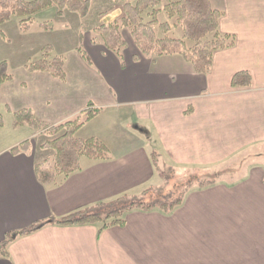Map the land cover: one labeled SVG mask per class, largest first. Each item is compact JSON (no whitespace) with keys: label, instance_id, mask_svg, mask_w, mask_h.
<instances>
[{"label":"crops","instance_id":"1","mask_svg":"<svg viewBox=\"0 0 264 264\" xmlns=\"http://www.w3.org/2000/svg\"><path fill=\"white\" fill-rule=\"evenodd\" d=\"M210 1L224 12L220 31L236 37V46L215 53L207 75L177 54L145 57L126 40L118 56L90 39L72 75L65 63V81L30 72L28 82L0 87L12 122L14 112L29 108L57 126L91 107L98 114L78 137L99 138L113 157L83 158L79 172L46 187L35 166L52 153L31 128L13 131L0 146V242L10 232L154 187L157 162L214 169L250 153L257 158L248 175L191 190L169 215L133 211L124 226L102 233L98 225H47L16 239L0 264H264V0ZM119 15L116 8L105 24ZM242 72L252 86L233 88ZM17 90L25 104L13 108L7 99ZM125 120L142 130L128 126L120 139L113 125ZM25 141L30 151L10 152Z\"/></svg>","mask_w":264,"mask_h":264},{"label":"trees","instance_id":"2","mask_svg":"<svg viewBox=\"0 0 264 264\" xmlns=\"http://www.w3.org/2000/svg\"><path fill=\"white\" fill-rule=\"evenodd\" d=\"M122 2V14L113 22L95 29L93 43L102 45L107 51L120 56L127 46L123 31L130 32L140 55L145 57H161L165 55H180L192 64L198 74L207 75L212 70L214 55L217 52L229 50L236 46V37L223 34L220 22L224 12L215 9L210 0H175L162 5V0H115ZM51 7H57L61 15L64 11L78 14L86 18L91 7V0H0V25L18 20L21 31L31 30L35 16ZM164 14L169 21L160 19ZM181 28L182 38L172 35L173 28ZM160 31L161 36L158 35ZM190 43V44H189ZM50 48H44V57L40 61L31 63L27 68L30 72H46L58 80L65 81V62L63 57L48 59ZM83 57L85 53L80 49ZM13 79L8 72L7 63H0V87ZM233 88H250L252 78L248 73H238L232 80ZM91 107L83 110L76 118L52 126L37 118L31 109H23L13 113L15 128L29 127L35 133L46 131L48 139L41 145L42 149L51 150L52 156L36 164L35 173L43 186H57L69 176L81 170V159L91 161H110L113 159L111 151L99 138L81 139L79 130L96 115ZM191 114V113H188ZM2 125V120L0 121ZM31 150L30 141H25L10 152L19 154ZM156 157V155H155ZM157 160V159H156ZM157 162V161H156ZM157 162L155 170L165 179L163 168ZM177 168V167H176ZM204 171L206 176L198 178V189H206L218 183L213 175L214 169L196 168ZM149 187L138 193H126L109 201H104L75 211L64 217L39 222L29 228L10 232L6 239L0 242V258L9 255V247L16 239L35 233L47 225L60 227L98 225L99 233L116 226L126 224V216L133 211H159L171 214L182 205L185 196L172 200L171 192L160 195ZM154 200H148L150 193ZM155 193V194H154Z\"/></svg>","mask_w":264,"mask_h":264},{"label":"rangeland","instance_id":"3","mask_svg":"<svg viewBox=\"0 0 264 264\" xmlns=\"http://www.w3.org/2000/svg\"><path fill=\"white\" fill-rule=\"evenodd\" d=\"M173 1L175 0H162L161 7ZM122 4V2L117 3L115 0H91L90 11L86 18H81L78 14L67 10L60 15L57 7H51L35 16L33 26L28 32L21 31L16 18L0 25V63L6 61L8 72L14 76V82L11 83V86H20L22 83L28 82L31 74L27 67L33 62L43 59L44 48L46 47L50 48L48 59L52 60L56 57H63L64 62L68 65V72L70 71L72 75L74 70L73 65L77 63V59L80 57L79 50H86L88 48L89 40L95 36V29L104 25L106 19L116 13V8L122 14L120 8ZM114 10L115 12L113 13ZM116 18L113 17L107 24L113 22ZM160 19L163 22L169 21L164 14H161ZM158 35L161 36L160 31H158ZM123 36L127 41H130L129 43L131 45H135L129 31L124 30ZM171 36L181 39V28L174 27ZM18 86L16 87L17 89H19ZM18 91L17 95H10L9 99H7V102L13 108L25 104V97L22 96V99L19 98L20 94ZM100 119L102 118L97 120ZM1 120L0 146L6 145L9 142L8 137L14 134L13 131H24L13 126L12 113H10L7 107L5 98L3 97L2 99L0 96ZM128 124L127 120H125L123 126L121 122H119L118 126L117 123L113 125L120 139L121 136L122 138L124 137L121 131L123 133V129L128 126L130 128L131 125ZM121 126L122 128L120 130ZM136 126L132 125L131 128L136 131ZM137 128L139 131L142 130L141 127L137 126ZM26 129L29 128L26 127ZM45 133L46 131L36 133L39 144H44L48 139ZM20 135L18 134L19 137ZM47 152L53 153L51 150H47ZM253 158H257V156L255 157L250 153L239 155L234 160L226 162L222 167L214 168L213 175L210 176L215 177L216 180L237 182L248 175L256 162ZM162 168L166 179L156 172L157 175L153 183L155 190L153 192L161 191L160 195H168L171 192L172 200L184 196L188 190L198 189L200 186V183L197 181L198 178L206 176L204 171L191 167L176 168L167 164ZM153 192L149 195V201L155 199L152 197Z\"/></svg>","mask_w":264,"mask_h":264}]
</instances>
